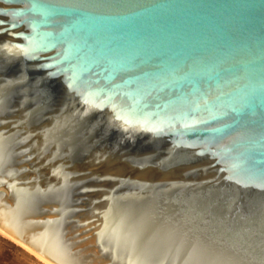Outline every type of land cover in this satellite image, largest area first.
<instances>
[{
  "label": "water",
  "instance_id": "obj_1",
  "mask_svg": "<svg viewBox=\"0 0 264 264\" xmlns=\"http://www.w3.org/2000/svg\"><path fill=\"white\" fill-rule=\"evenodd\" d=\"M0 229L51 264H264V0H0Z\"/></svg>",
  "mask_w": 264,
  "mask_h": 264
},
{
  "label": "rangeland",
  "instance_id": "obj_2",
  "mask_svg": "<svg viewBox=\"0 0 264 264\" xmlns=\"http://www.w3.org/2000/svg\"><path fill=\"white\" fill-rule=\"evenodd\" d=\"M0 264H50L0 231Z\"/></svg>",
  "mask_w": 264,
  "mask_h": 264
},
{
  "label": "bare ground",
  "instance_id": "obj_3",
  "mask_svg": "<svg viewBox=\"0 0 264 264\" xmlns=\"http://www.w3.org/2000/svg\"><path fill=\"white\" fill-rule=\"evenodd\" d=\"M0 231H2V232H4L3 230H1L0 229ZM5 233V232H4ZM7 234V233H6ZM8 235V234H7ZM26 247V246H25ZM26 248H28V247H26ZM29 249V248H28ZM29 250H31V249H29ZM32 251V250H31ZM32 252H34V251H32ZM37 256H39L41 259H43V260H45L46 262H48V263H50L48 260H46L45 258H43L41 255H39L38 253H36V252H34ZM51 264V263H50Z\"/></svg>",
  "mask_w": 264,
  "mask_h": 264
}]
</instances>
